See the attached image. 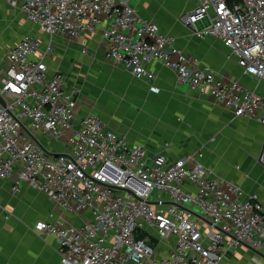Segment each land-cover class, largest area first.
<instances>
[{
    "label": "built area",
    "instance_id": "2783aa9c",
    "mask_svg": "<svg viewBox=\"0 0 264 264\" xmlns=\"http://www.w3.org/2000/svg\"><path fill=\"white\" fill-rule=\"evenodd\" d=\"M4 1L50 41L42 49L25 34L0 53V179L13 191L27 183L71 214L89 213L80 224L54 212L34 223L37 234L56 238L62 264H230L228 250L264 249V195H247L213 173L201 149L173 160L150 155L99 116L79 117V88H68L47 58L54 36L102 28L106 56L154 92L155 60L179 83L262 125L264 92L223 82L208 64L190 66L175 37L126 0ZM197 1L182 20H205L194 33L222 39L243 72L264 81V0ZM259 161L264 165V139Z\"/></svg>",
    "mask_w": 264,
    "mask_h": 264
},
{
    "label": "crops",
    "instance_id": "0c3cea01",
    "mask_svg": "<svg viewBox=\"0 0 264 264\" xmlns=\"http://www.w3.org/2000/svg\"><path fill=\"white\" fill-rule=\"evenodd\" d=\"M126 1L142 17L175 37L174 44L184 51L190 66L208 64L219 80L240 82L264 92V81L246 75L236 58L229 56L230 49L222 39L194 33L205 20L194 24L182 20L183 14L197 6V0ZM27 32L40 40L42 49L50 41L39 28ZM52 40L49 70L62 72L68 88H79V117L99 116L106 128L125 136L131 144L144 146L150 155L164 153L173 160L201 149L202 161L213 173L238 182L247 195H264V165L259 161L264 125L248 116L236 117L214 97L179 83L173 69L155 60L149 67L156 73L154 83L159 91H152L147 80L134 77L106 56L102 28L75 38L56 35ZM56 148L63 149L64 143ZM50 212L75 224L89 216L63 210L45 192L27 183L13 191L10 180L0 179V264H62L56 238L33 229L36 220ZM226 261L264 264V249L242 245L237 252L228 250Z\"/></svg>",
    "mask_w": 264,
    "mask_h": 264
},
{
    "label": "rangeland",
    "instance_id": "374dc122",
    "mask_svg": "<svg viewBox=\"0 0 264 264\" xmlns=\"http://www.w3.org/2000/svg\"><path fill=\"white\" fill-rule=\"evenodd\" d=\"M31 28L38 30L34 23L25 20L19 10L0 1V49L27 34Z\"/></svg>",
    "mask_w": 264,
    "mask_h": 264
},
{
    "label": "water",
    "instance_id": "95a60500",
    "mask_svg": "<svg viewBox=\"0 0 264 264\" xmlns=\"http://www.w3.org/2000/svg\"><path fill=\"white\" fill-rule=\"evenodd\" d=\"M2 103H4L3 100H2Z\"/></svg>",
    "mask_w": 264,
    "mask_h": 264
}]
</instances>
